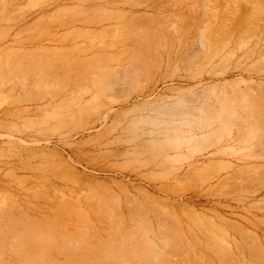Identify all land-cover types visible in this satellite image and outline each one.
<instances>
[{
	"label": "rangeland",
	"instance_id": "1",
	"mask_svg": "<svg viewBox=\"0 0 264 264\" xmlns=\"http://www.w3.org/2000/svg\"><path fill=\"white\" fill-rule=\"evenodd\" d=\"M0 264H264V0H0Z\"/></svg>",
	"mask_w": 264,
	"mask_h": 264
}]
</instances>
